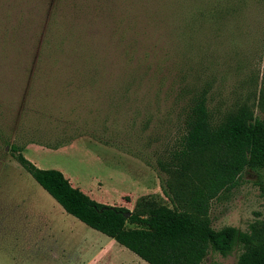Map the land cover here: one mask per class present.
<instances>
[{"label":"rangeland","instance_id":"1","mask_svg":"<svg viewBox=\"0 0 264 264\" xmlns=\"http://www.w3.org/2000/svg\"><path fill=\"white\" fill-rule=\"evenodd\" d=\"M200 97L214 123L244 105L261 116L264 0H0V164L20 147L98 202L172 207L162 187ZM263 213L264 168L209 202L215 229ZM113 242L110 264H148Z\"/></svg>","mask_w":264,"mask_h":264},{"label":"trees","instance_id":"2","mask_svg":"<svg viewBox=\"0 0 264 264\" xmlns=\"http://www.w3.org/2000/svg\"><path fill=\"white\" fill-rule=\"evenodd\" d=\"M261 116L247 106L225 114L217 123L200 97L173 153L162 191L172 207L141 196L132 210L90 198L54 168L37 167L14 147L13 158L64 211L114 239L148 264H201L208 250L227 255L239 245L234 264H264V213L248 224L215 229L209 202L238 182L244 169L264 168V100Z\"/></svg>","mask_w":264,"mask_h":264},{"label":"crops","instance_id":"3","mask_svg":"<svg viewBox=\"0 0 264 264\" xmlns=\"http://www.w3.org/2000/svg\"><path fill=\"white\" fill-rule=\"evenodd\" d=\"M85 227L18 164L1 162L0 264H110L114 239L105 235L114 248L102 263L100 232Z\"/></svg>","mask_w":264,"mask_h":264}]
</instances>
